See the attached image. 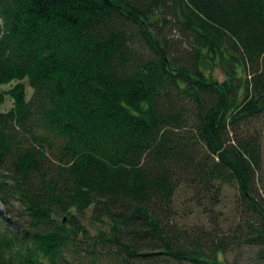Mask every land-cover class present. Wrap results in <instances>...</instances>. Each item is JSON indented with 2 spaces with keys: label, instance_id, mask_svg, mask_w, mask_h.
I'll list each match as a JSON object with an SVG mask.
<instances>
[{
  "label": "trees",
  "instance_id": "1",
  "mask_svg": "<svg viewBox=\"0 0 264 264\" xmlns=\"http://www.w3.org/2000/svg\"><path fill=\"white\" fill-rule=\"evenodd\" d=\"M5 95L0 264H222L226 186L264 250V0H0Z\"/></svg>",
  "mask_w": 264,
  "mask_h": 264
},
{
  "label": "rangeland",
  "instance_id": "2",
  "mask_svg": "<svg viewBox=\"0 0 264 264\" xmlns=\"http://www.w3.org/2000/svg\"><path fill=\"white\" fill-rule=\"evenodd\" d=\"M167 33V32H166ZM168 38L171 42H176L179 40H183L180 36V33L177 29H173L170 34H168ZM183 42L185 45L187 44V40L184 39ZM219 78H222V74L220 71L215 72ZM25 85L27 86V95L30 96L32 89L28 86L27 81L24 80ZM15 82L11 84H7L1 87L2 90H8ZM13 105V101L9 95H5L3 102L0 104V111H7ZM264 118L257 119L253 122V128L258 129L263 133L264 137ZM260 194L264 197V188L261 187ZM177 196V205L182 208L184 204H188L191 206L192 213L188 216V221L193 223L199 222V210L196 203L189 201L185 193H178ZM238 191L233 186H226L223 189L220 202L215 206V210L212 212V216H204L203 219L200 220L206 227V234L208 230L210 232L215 233L218 239L224 242L226 246V252L219 255V258L222 264H264V250L262 247L249 243L248 233L246 228V221L244 216L240 214V210L238 209ZM0 207L2 205L0 204ZM21 214L13 216V223L15 226L26 227L28 219ZM84 220V219H82ZM66 223V222H65ZM87 228L91 231L92 234L97 233V228L99 225L90 223L89 221H84ZM200 224V223H199ZM93 246H88V243L82 242L81 244H77V246L69 247L65 252L66 259L59 258L60 264H93L92 257H94V253L92 252ZM111 252H115V249H111ZM104 254V253H103ZM106 254V253H105ZM116 255L115 253H113ZM106 257H110L107 261L108 264H119V259L114 258L115 256L105 255ZM100 264H103L99 261Z\"/></svg>",
  "mask_w": 264,
  "mask_h": 264
},
{
  "label": "water",
  "instance_id": "3",
  "mask_svg": "<svg viewBox=\"0 0 264 264\" xmlns=\"http://www.w3.org/2000/svg\"><path fill=\"white\" fill-rule=\"evenodd\" d=\"M66 222V219L64 218V223Z\"/></svg>",
  "mask_w": 264,
  "mask_h": 264
}]
</instances>
